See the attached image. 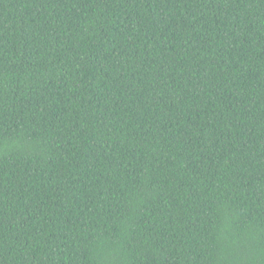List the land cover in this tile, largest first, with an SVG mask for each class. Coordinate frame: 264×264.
Here are the masks:
<instances>
[{
	"label": "trees",
	"instance_id": "1",
	"mask_svg": "<svg viewBox=\"0 0 264 264\" xmlns=\"http://www.w3.org/2000/svg\"><path fill=\"white\" fill-rule=\"evenodd\" d=\"M0 264H264V0H0Z\"/></svg>",
	"mask_w": 264,
	"mask_h": 264
}]
</instances>
